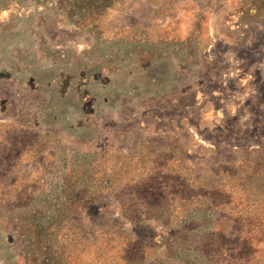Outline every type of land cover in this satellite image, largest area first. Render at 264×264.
Segmentation results:
<instances>
[{
	"label": "rangeland",
	"instance_id": "rangeland-1",
	"mask_svg": "<svg viewBox=\"0 0 264 264\" xmlns=\"http://www.w3.org/2000/svg\"><path fill=\"white\" fill-rule=\"evenodd\" d=\"M0 264H264V0H0Z\"/></svg>",
	"mask_w": 264,
	"mask_h": 264
}]
</instances>
